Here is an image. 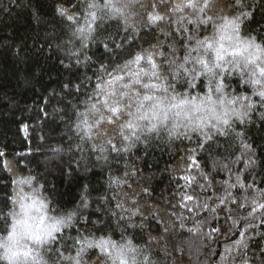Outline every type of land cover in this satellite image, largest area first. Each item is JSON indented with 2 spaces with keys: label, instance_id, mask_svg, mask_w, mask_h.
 <instances>
[{
  "label": "snow or ice",
  "instance_id": "obj_1",
  "mask_svg": "<svg viewBox=\"0 0 264 264\" xmlns=\"http://www.w3.org/2000/svg\"><path fill=\"white\" fill-rule=\"evenodd\" d=\"M55 11L53 39L70 78L54 90L61 138L39 139L77 172L104 167L106 180L95 196L84 183L66 207L30 168L22 174L28 161L0 151L10 176L0 264H160L159 238L135 239L147 215L138 195L152 191L153 178L134 187L131 156L185 140L179 200L159 217L164 253L170 247L181 264L193 254L196 264L202 255L209 264H264V147L248 135L256 121L264 126V0H60Z\"/></svg>",
  "mask_w": 264,
  "mask_h": 264
},
{
  "label": "trees",
  "instance_id": "obj_2",
  "mask_svg": "<svg viewBox=\"0 0 264 264\" xmlns=\"http://www.w3.org/2000/svg\"><path fill=\"white\" fill-rule=\"evenodd\" d=\"M60 0H0V151H4L11 161L26 160L28 168L21 169L28 175L29 168L33 175L46 181L50 190L66 207L78 202L81 186L88 183L95 190L100 189L106 180L105 168L97 166L84 174L83 169L75 170V164L69 156L63 160L53 159L47 153V143H42L39 136L43 134L46 141L60 139L63 123L54 119L53 107L60 99L54 96L59 92L63 82L68 80L69 73L60 60L64 53L56 48L54 35H58L61 18L56 15V6ZM260 16L257 15V20ZM116 22H112L115 25ZM115 34L116 28L110 29ZM102 49L93 48V52L102 53ZM48 100L49 103H45ZM41 109L49 115L44 117ZM28 126V138L25 139L23 126ZM248 135L255 144L264 147V126L256 121ZM188 141L160 142L152 144L148 149L139 147L131 156L138 174L132 178L134 187L143 188L145 181L141 177L153 178L146 182L152 191L139 194L138 199L147 213L143 219V229H135V239L143 242L149 235L159 238L157 248L163 253L160 264H181L177 256L171 254V248L164 253L169 242L164 239V225L159 222L160 215L167 216L173 211L169 201L177 202L178 193L183 180H178L182 172H176V165L184 154ZM31 155L18 157L20 152ZM264 160V153L258 152ZM207 159L205 156L204 161ZM72 165V176H68L69 165ZM116 168L123 171V164L117 163ZM10 176L0 169V198L5 191H10ZM137 221L140 218L137 217ZM223 224V218L220 220ZM192 222L189 221V226ZM130 233L133 230H129ZM187 235V233H185ZM198 243V241L194 242ZM217 246L216 251L222 248ZM252 248L256 241L251 242ZM206 251V250H205ZM187 253V249H186ZM187 254L184 259H187ZM219 259L218 256L215 257ZM203 264H209L203 255ZM193 264H196L193 254Z\"/></svg>",
  "mask_w": 264,
  "mask_h": 264
}]
</instances>
